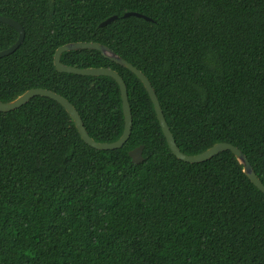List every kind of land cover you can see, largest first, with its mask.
<instances>
[{"label": "trees", "instance_id": "16d2710c", "mask_svg": "<svg viewBox=\"0 0 264 264\" xmlns=\"http://www.w3.org/2000/svg\"><path fill=\"white\" fill-rule=\"evenodd\" d=\"M0 16L24 31L0 58L1 102L45 89L75 108L94 141L117 140V83L53 65L64 44L99 43L148 79L183 154L232 144L264 185V0H0ZM16 39L0 23V51ZM60 62L116 71L131 132L120 148L96 150L49 98L0 112V264H264V195L230 151L178 160L134 74L95 50Z\"/></svg>", "mask_w": 264, "mask_h": 264}, {"label": "water", "instance_id": "95a60500", "mask_svg": "<svg viewBox=\"0 0 264 264\" xmlns=\"http://www.w3.org/2000/svg\"><path fill=\"white\" fill-rule=\"evenodd\" d=\"M126 16H135L139 18H144L145 20H149L147 17H144L141 14L133 13V12L124 13L123 17H126ZM115 18L116 16L109 17L108 19L103 21L100 25L103 26L109 23L110 21L114 20ZM0 23L11 26L17 31L16 41L7 49L0 51V58H1L3 56H7L13 53L18 48V46L21 44L24 38V31L22 27L20 26V24H18L17 22L9 18L0 16ZM81 49L98 51L105 58H108L112 62L127 69L128 71H130L132 74L135 75V77L141 82L142 86L144 87L152 103V106H153V109L156 115V119L158 121L160 129L166 141L167 147L174 157L186 163H200V162H204L214 157L215 155L223 151H230L236 158L237 162L241 165L242 172L244 173V175L253 184V186L257 188L264 195V185L261 183V181L258 179L256 174L254 173L245 155L232 144L221 143V142L215 143L211 147L207 148L206 150H204L203 152L199 154H196V155L183 154L175 144L173 136L163 117L159 102L155 95V92L151 84L149 83L148 79L144 76V74L141 71L136 69L134 66H132L130 63H128L121 57L117 56L108 47L101 45L99 43L74 42V43L64 44L55 50L53 54V65L56 71L60 73L74 74L78 76H107V77L112 78L117 83L119 92H120L121 107H122V114H123V129H122L121 135L119 136L117 140L110 142V143H99V142L94 141L88 135L83 125V122L79 114L75 110V108L65 98L51 91L45 90V89L32 88V89H29L23 92L21 95H19L12 101H9V102L0 101V112H9V111L18 109L22 105L26 104L30 99L36 96L46 97L58 103L66 111V113L70 116L71 120L73 121V124L81 140L87 146L93 149H96V150H113V149L120 148L129 138V135L131 132V126H132V117H131L129 103L127 100L126 86L121 76L112 69H108L104 67L76 68V67H70V66L63 65L60 62V56L62 53L68 52V51L81 50ZM142 148L143 147L140 145L139 147H136L128 152V156L130 157L132 163L138 164L142 161L143 159L142 158Z\"/></svg>", "mask_w": 264, "mask_h": 264}]
</instances>
